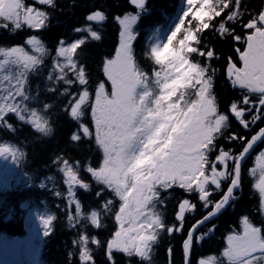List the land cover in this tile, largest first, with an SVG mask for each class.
Here are the masks:
<instances>
[{"label": "snow or ice", "instance_id": "snow-or-ice-1", "mask_svg": "<svg viewBox=\"0 0 264 264\" xmlns=\"http://www.w3.org/2000/svg\"><path fill=\"white\" fill-rule=\"evenodd\" d=\"M34 2L51 9L57 7L56 0ZM183 2L186 7L166 41L146 53L157 66L151 71H144L136 58L133 26L139 18L129 14L114 17L119 29L118 45L114 54L102 60L103 78L93 80L77 50L82 53V46L89 41H101L98 29L109 20L103 10H90L86 16L88 26L74 28V32L80 34L77 38L65 40L61 37L55 46H48L38 34L32 33V30L48 28V12L30 6L25 0H0V29L10 33L29 30L25 46H0V128L12 131L14 124L10 118H15L40 137L49 139L55 134L54 119L63 116L74 125L69 135L71 145L78 149L80 142L92 141L100 154L96 164L67 158L62 153L54 161L65 178L69 209L74 205L75 216L83 214V207L74 198L72 189L79 187L88 191L94 184L100 202L98 210L88 216L91 227L103 230L107 227L105 221L113 225L104 243L95 235L89 237L87 234L74 240L73 247L79 251L75 256L69 254L70 264L73 257H78L79 264H93L90 246L105 248L106 260L111 264H118L115 254L129 258V264H153L154 248L161 235L180 233L184 229L186 212L193 213L194 223L182 241L183 264H264V151L255 156L256 166L248 170L255 181L252 187L258 193L259 224L250 214L239 216L234 209L239 199L237 193L241 190L243 162L257 142H264V127L246 140L232 130L230 120L231 114L245 130H250L258 121L264 122V10L242 19L243 14L238 10L240 0ZM130 3L142 8L146 0H130ZM201 10L207 17L204 27L198 18ZM222 16L223 22L218 24L216 31L221 39L228 37L237 45L233 48L235 62L231 56L227 58L224 76L233 89L240 92L238 101L229 105L228 112L220 110L214 91L216 69L211 62L219 56L213 48L202 50L196 35L209 28L210 20ZM238 22H241V34H234L235 29L228 24ZM178 33L181 41L192 34L187 46L190 51L179 61L161 63L160 57ZM194 41L197 46L193 45ZM196 58H203V63ZM185 64L192 65L195 70L188 95L199 101L203 93L202 109L167 149V154L153 157L156 133L163 120L152 116L157 102L152 85L162 89L182 78L186 74ZM130 66L135 76L129 73ZM32 80L37 81L34 88ZM106 85H110V89ZM182 99L185 104L189 103L185 94ZM225 142L227 150L222 146ZM233 143L240 145L235 152ZM8 151L10 149L0 147V154ZM189 155L191 159L186 158ZM137 160H151L156 168L175 173L164 183L153 181V194L148 200L142 196L137 198L141 188L136 186L135 177L128 174ZM105 165L107 175H98ZM81 171L89 174L91 184L82 179ZM177 190H182L181 195L194 196L199 202L198 207L188 198L179 200L174 215L178 226L169 225L165 216L168 201ZM230 208L237 219L233 220L235 227L229 228L225 237L221 256L209 255L197 261L193 258L194 241L199 243L215 233L218 230L216 222ZM44 224L49 227L51 221L46 220ZM202 228L205 231L198 233ZM171 253L169 248V258Z\"/></svg>", "mask_w": 264, "mask_h": 264}, {"label": "trees", "instance_id": "trees-1", "mask_svg": "<svg viewBox=\"0 0 264 264\" xmlns=\"http://www.w3.org/2000/svg\"><path fill=\"white\" fill-rule=\"evenodd\" d=\"M182 1L146 0L145 8L142 7L143 10L140 11L131 5L130 0H56L57 7L55 9L40 5L34 0H25L30 6L49 13L48 28L32 30V33L38 34L48 46H55L56 41L61 37L65 40L77 38L80 34L75 33L74 28L88 26L86 16L90 14V10H103L109 16V20L98 29L102 36L101 41H89L86 46H82V53L80 49L77 50L93 80L103 78L102 60L108 58L110 54H114V49L118 45L119 29L114 17L124 14L140 15L136 31L138 37L134 43L136 58L144 71H151L157 66L146 56V53L151 50L147 32L156 27L164 28L169 21L177 17ZM238 10L243 14L242 19H247L264 10V0H240ZM220 22H223V16L213 18L209 21V28L196 33V35L202 50L213 48L219 56L218 60L214 59L211 62L216 69L214 91L220 103V110L228 112L229 105L233 101H238L240 96L239 90L233 89L224 76L227 58L231 56L235 62L233 48L237 45L228 37L221 39L216 31ZM192 23L196 22L192 21ZM187 24L188 18L185 20V25ZM204 26L206 25L203 24L202 27ZM228 27L235 29L234 34H241V22L235 25L229 23ZM183 31L184 27L182 26L181 33ZM28 35L27 28L15 33L0 29V46L23 47ZM180 35L178 33L177 38L172 42L182 46L188 45L190 41L186 38L183 41L179 40ZM192 43L197 46V42ZM189 51H186V54ZM196 59L203 63V58ZM31 83L34 88L37 81L32 80ZM245 116L247 117L248 114L245 113ZM166 118L164 121L167 120ZM10 119L14 124L12 131L0 128V144L11 148L13 152L11 158L14 159L12 164H10L11 158H8L3 165H0V264H70L69 254L72 253L75 256L79 251L78 248L73 247L74 240H78L80 235L87 234L89 237L95 235L104 243L110 237L113 225L110 221H105L107 227L103 230H94L91 227L88 216L93 210H98L100 202L97 199L98 188L94 184L88 191L79 187L72 189L75 193L74 198L83 207V214L75 216L74 205L71 210L69 209V189L65 184V178L59 165L54 161L62 153L67 158L80 161L88 160L90 163L96 164L100 154L92 141L80 142L78 149L71 145L69 135L74 125L63 116L54 119L55 134L49 139H44L34 133L27 124H21L15 118ZM230 120H232V130L237 135L244 136L246 140L264 127V122L258 121L256 125L250 126V130H245L235 122L231 114ZM263 144L256 153L263 150ZM222 146L227 150V142ZM239 147L240 145L236 143L232 145L234 152ZM253 167H255V159L251 157L245 163L241 190L237 193L239 199L234 205V209L239 216L250 214L259 224L256 211L259 202L258 193L252 187L255 181L248 171ZM80 175L85 182L92 183L86 171H81ZM181 192L182 190H177L168 201L165 216L169 225L177 224L178 226L174 215L178 210L179 200L188 198L199 207V202L194 196L181 195ZM34 212L41 213L43 219L34 217ZM232 213L233 209H228V213L216 222L218 230L209 238L199 243L194 241V259L198 261L209 255L221 256L229 228L235 227L233 220L237 219V215ZM46 220L51 221L49 227H45L44 221ZM97 223L100 224L99 217ZM192 223H194L193 213L188 212L184 229L180 233L174 232L172 236H168L166 233L161 235L159 243L154 248L153 264H183L182 241ZM203 231L205 229L202 228L198 233ZM45 232H49V234L45 235ZM90 247L93 248V264H111L106 260L105 248ZM169 248L172 249L171 258L168 255ZM25 258L26 260H22ZM114 259L118 264H129V258L123 257L121 254H115ZM71 264H79L78 257H73Z\"/></svg>", "mask_w": 264, "mask_h": 264}, {"label": "rangeland", "instance_id": "rangeland-1", "mask_svg": "<svg viewBox=\"0 0 264 264\" xmlns=\"http://www.w3.org/2000/svg\"><path fill=\"white\" fill-rule=\"evenodd\" d=\"M134 28V27H133ZM167 31H162V30H160V29H158V28H153V29H150V31L148 32V34H147V36H148V40L152 43L151 44V48L150 49H152L154 46H157V45H159V44H162L163 42H165L166 41V38H167ZM170 43V42H169ZM169 57H171V58H173V60H175V61H179V60H181V59H183V58H181L177 53H175L174 51H171L170 49H169V46H168V48H167V50H166V52L164 53V55L163 56H161L160 57V60H166V59H168ZM185 69H186V74L185 75H183V77L182 78H177V79H175V80H173V81H171V83H168V84H166L164 87H165V89H170L171 87H173L175 84H177V83H183L186 79H187V77L188 76H190L192 73H193V68L190 66V65H188V64H185ZM129 73L133 76V71H132V67L130 66L129 67ZM157 119V118H156ZM192 121L193 120H191L190 122L192 123ZM188 123V126L185 128V129H183V131L182 132H180L179 133V136L181 135V134H183L184 133V131L191 125V123ZM187 159H191V156L189 155L188 157H186ZM137 161H142V160H137ZM256 166V165H255ZM104 169L105 170H108V168H107V165H105V167H104ZM159 171V173H162L164 176H165V178H169V179H172L173 178V176L175 175V173H169L168 171H162V170H160V169H158ZM139 197H140V194H138V199H139ZM41 218H42V216H41ZM40 218V219H41ZM22 252L24 253V251L22 250Z\"/></svg>", "mask_w": 264, "mask_h": 264}, {"label": "water", "instance_id": "water-1", "mask_svg": "<svg viewBox=\"0 0 264 264\" xmlns=\"http://www.w3.org/2000/svg\"><path fill=\"white\" fill-rule=\"evenodd\" d=\"M259 143H261V142H257V144H256V145L254 146V148L250 151V154L246 157V159H248V158L251 156V154L254 152V150H255L256 147L259 145ZM8 153H9V151L0 154V158H2L3 156H5V155L8 154ZM246 159H245V160H246ZM244 162H245V161H244ZM244 162H243V164H244ZM242 167H243V165H242ZM105 175H107V172L105 173Z\"/></svg>", "mask_w": 264, "mask_h": 264}]
</instances>
